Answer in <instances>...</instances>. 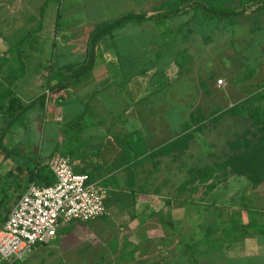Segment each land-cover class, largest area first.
<instances>
[{
    "label": "crops",
    "instance_id": "0c3cea01",
    "mask_svg": "<svg viewBox=\"0 0 264 264\" xmlns=\"http://www.w3.org/2000/svg\"><path fill=\"white\" fill-rule=\"evenodd\" d=\"M43 1L0 0V43L29 33V41L20 48L0 45V87L10 83L26 103L46 87L44 80L54 69L76 65L69 85L49 93L43 106L37 100L25 109L24 117L36 121L45 153L67 155L74 171L85 172L88 181L107 188L105 212L85 221L62 222L47 242L35 243L21 259L6 263L0 258V264H152L158 258L172 264L178 243L173 233L194 229L188 218L196 214L184 206L171 207L173 221L174 215H184L183 219L163 225L158 210H167L162 200L175 194L190 167L212 162L208 152H217L218 143H203L200 136H219L232 119L233 131L240 129L242 122L227 110L254 91L261 89L264 102V10H251L248 4L246 18L230 24L211 21L209 28L186 14L160 10L166 16L125 23L89 50L90 30L104 18L76 12L88 4L83 0L47 1L40 11ZM162 1H145L137 10L130 9L140 11ZM234 24L244 28L243 41ZM212 31V44L221 45L218 59L206 42ZM41 40H49L50 52L36 55L32 50ZM14 56L21 70L11 76ZM83 61H91L89 68H78ZM44 63L47 66L41 67ZM37 73L38 82L30 89L32 74ZM218 77L221 84L215 81ZM190 117H201L205 126L175 157V138ZM234 132L223 134L221 144ZM6 175L1 173L0 179ZM254 238L258 237L232 241L228 251L249 254L245 249L250 245L253 250ZM258 240L263 250L264 236Z\"/></svg>",
    "mask_w": 264,
    "mask_h": 264
},
{
    "label": "trees",
    "instance_id": "16d2710c",
    "mask_svg": "<svg viewBox=\"0 0 264 264\" xmlns=\"http://www.w3.org/2000/svg\"><path fill=\"white\" fill-rule=\"evenodd\" d=\"M47 1L60 2L61 0H44L40 11L43 10ZM261 2L264 0H163L160 4L142 8L140 11L127 9L116 16L95 23L89 33V50H93V45L101 36L111 35L125 23L130 21L140 23L163 14L166 16V13H160V10L171 9L177 13L186 14L196 21L199 20L200 24L206 22L209 28L211 21L217 23L224 20L225 23L230 24L236 22L238 18H246L248 4L252 5L251 10L253 8L264 10ZM179 6L181 7L178 8ZM33 32L32 29L31 33ZM28 37L29 33L28 36L27 34L20 36L8 48H20L22 42ZM93 55L91 51L89 57L91 61L94 58ZM91 61H83L78 68H89ZM73 68H76V65L66 64L54 69L44 80L46 87L26 103L16 95L10 83L7 82L6 86L0 87V163L8 159L9 164L4 173L5 175L11 173L6 175V178L0 179V220L6 217L9 205L18 198L30 181L36 184H49L54 181V175L47 166L46 160L57 151L45 153V146L42 144V139L40 140V135L36 142L26 137L31 119L24 117V111L37 100L41 106L45 105L49 93L58 92L61 88L68 86L72 80L71 70H75ZM55 75L58 77L55 78ZM262 96L261 89H258L227 110L231 116L238 118L243 126L232 136L226 137L217 152L209 150L211 163L190 167L188 177L175 186V194L162 200L163 206H167L165 211L158 210L163 225L174 223L170 214L171 207L191 208L192 212H196V219L201 217L200 212L206 209L202 217L204 221L198 223L199 227L191 229L184 235L173 233L178 243L173 248L172 264H237L236 259L239 255L230 253L228 244L247 236H264V206L259 202L247 204L250 203V199L247 198L250 191L262 193L260 190L264 189V102ZM204 126L201 117H190L189 121L182 123V131L178 133L174 142L176 143L175 157L187 146L188 138L195 132L202 131ZM17 128H22L23 134L16 137L12 144H8L7 137L15 138ZM230 177L244 181L238 187L239 190L236 192L238 195L235 197H233L235 193H231L235 187L232 186L233 183H225ZM222 192L229 194L227 212L216 205L218 196L222 195ZM208 194L212 197L206 199ZM239 211L244 212V217ZM165 261L158 258L152 264H166Z\"/></svg>",
    "mask_w": 264,
    "mask_h": 264
},
{
    "label": "built area",
    "instance_id": "2783aa9c",
    "mask_svg": "<svg viewBox=\"0 0 264 264\" xmlns=\"http://www.w3.org/2000/svg\"><path fill=\"white\" fill-rule=\"evenodd\" d=\"M221 84L223 79H215ZM46 164L54 175L49 184L30 181L0 220V258L6 263L27 255L35 243L47 242L70 219L81 221L105 212L107 188L74 171L67 155L52 153Z\"/></svg>",
    "mask_w": 264,
    "mask_h": 264
},
{
    "label": "rangeland",
    "instance_id": "374dc122",
    "mask_svg": "<svg viewBox=\"0 0 264 264\" xmlns=\"http://www.w3.org/2000/svg\"><path fill=\"white\" fill-rule=\"evenodd\" d=\"M94 1H97V2H94ZM145 1H147V3H152L153 2V0H115L113 3H111L110 0H83V2H85V3L88 2L87 5H91V4L95 3L96 4V7H90V6L85 5L83 8L82 7H78L76 9H74V10L76 12H78L79 14H80V12H82L84 15H86V14L87 15H93V16H96V18H104V19H106L108 17L116 16L121 11H125V10L130 9V8L131 9H134V10H137L138 6H142L145 3ZM147 6H144L143 8H147ZM238 25H235L234 24V25H232V27H234L238 31L239 40L241 39L243 41L242 38L244 37V31L245 30H244V28L241 25H239V26ZM213 32L214 31L209 32L207 34V36H206V42H207V46L208 47L211 46V49H210L211 52H213L214 50H216V51L213 52V57L216 58V59H218V56H216V52L217 51H220L219 48L221 47V45L215 46V45L212 44V41L215 40L214 39ZM252 38L254 40V38H256V36H252ZM245 39H246V41L247 40H250L249 37H247ZM14 41L15 40H13L11 38H8V39H6V41H2V43L8 44V46H9V45H12L14 43ZM26 41L28 42L29 40L27 39ZM26 41H25V43H27ZM2 43H0V45ZM240 44H243V43L241 42ZM1 46H4V45H1ZM26 46H28V45H26ZM231 46L233 48H235V49H238L239 44H237V47H236L235 43H233ZM49 48H50L49 40L48 41L41 40L39 42V44L35 46V51L32 50V53H34V54L36 53V55H39L38 53L42 54L43 52H48V51L50 52ZM6 56H7V54H6ZM19 58H21V57H19ZM33 58L34 57H32V59ZM40 58H41V56H40ZM12 59L13 60H12V63L10 64V68L9 69L11 70V72H19L21 70L20 63L17 61V58L15 56ZM4 60L5 61L6 60H10V57L8 59L5 58ZM23 60H27V59L23 58ZM33 61L34 60H31L30 64L33 63ZM209 61H213V59L208 60V62ZM246 63H249V62H246ZM25 64H27V62H25ZM44 65H45V63L42 64L41 67H43ZM46 66L47 65H45V67ZM249 66H250V64H249ZM28 67H29V65L27 66L26 69L24 68V70H23V75L24 76H26ZM22 69H23V67H22ZM39 69H40V67L37 68V70H39ZM209 71H210V67L206 68V73H208ZM32 75H33V79H32V81L30 83V85H31L30 86V89H34L35 88L34 86L36 85V82H38V79H39V73L32 74ZM260 80H261V78H260ZM25 89H26V87H25ZM25 89H24V91H25ZM24 94H25V92H24ZM181 111L182 110L180 109V111H178L177 113H179ZM186 121H189V120H186ZM35 122L36 121H32V120L30 121V125H28V128L29 129H28V131L25 134L28 139H30V140L34 139V142L38 141V134H37L38 125ZM232 123L234 125H236V122L233 121V119L230 120V122L227 123V127L224 128L223 133L220 134L217 137H213L210 134H208V135L207 134L201 135L200 137H202L203 143L208 142V140H212L214 142V144H217L218 143V146L220 147L222 145L221 144V140H222L221 138H222L223 134L226 133V135H227L229 132H230L229 134H231V132H234L233 130L235 128H234V126H232ZM229 129H230V131H228ZM22 134H23V129L22 128H17V133L15 134V138L12 137V136H8L7 139H6V141L8 142V144H12V141L16 140V137L21 136ZM28 136H30V137H28ZM34 142H32V143H34ZM205 148L208 149L207 147H205ZM196 154H199V153L196 152ZM8 164L9 163H6V161L0 163V174L5 171V169L7 168V165ZM182 180L183 179H181L180 181H182ZM225 183H227V184L233 183L232 186H235V187L233 188V190H232L231 193H235L233 195V197H235V196L238 195L236 193L239 190L238 187L241 186V184H243L244 181L243 180H238V179H232L230 177V178H228V181L225 182ZM226 192H222V195H219L218 196V202L216 204V205H218V207H222L221 209L225 210V212L228 211V205H229V201H230L229 200V196H228L229 194H227ZM260 192H262V193L250 191L249 195H247V198L250 199L249 200L250 203H247V204H251L253 202H259V203H261L264 206V189L260 190ZM209 197H212V196L210 194H208L206 196V199H209ZM204 210H206V209H203L200 212L199 215H202V216L199 217V219H196L195 217H192V216L190 218H188V220L189 219L191 220L190 221V222H192L191 224L192 225L193 224L195 225V228H197V226L199 227L198 223L204 221L202 219V217L205 215ZM191 211H192V209H191ZM194 213H196V212L193 211L192 214H194ZM240 213L242 214V217H244V212H240ZM174 216H175V218L177 220H180V219L182 220L184 215L183 216H179L180 219L176 215H174ZM245 216H246V213H245ZM175 218H174V221H175ZM194 220H195V222H193ZM185 221L188 222L187 219H186V217H185ZM192 227H194V226H192ZM213 230H215V229L213 228ZM256 237H258V238H254V241H255L254 242V245H253V250L254 251L253 250L250 251V249H249L250 248V245H248L249 243H246V246L247 245L248 246L246 247L245 250L247 252H249V254H240L239 257L236 259V263L237 264H260L262 262L264 264V248H262L263 250H260V247H258V243H257V241H259L258 239H261V237H263V235H261V236L258 235Z\"/></svg>",
    "mask_w": 264,
    "mask_h": 264
}]
</instances>
